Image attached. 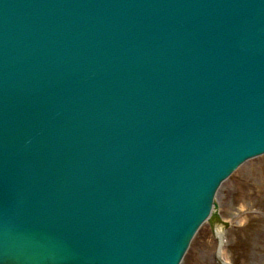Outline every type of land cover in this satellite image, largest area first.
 <instances>
[{
	"label": "water",
	"instance_id": "1",
	"mask_svg": "<svg viewBox=\"0 0 264 264\" xmlns=\"http://www.w3.org/2000/svg\"><path fill=\"white\" fill-rule=\"evenodd\" d=\"M262 151L264 0H0V264H179Z\"/></svg>",
	"mask_w": 264,
	"mask_h": 264
},
{
	"label": "rangeland",
	"instance_id": "2",
	"mask_svg": "<svg viewBox=\"0 0 264 264\" xmlns=\"http://www.w3.org/2000/svg\"><path fill=\"white\" fill-rule=\"evenodd\" d=\"M219 188L220 210L230 221L225 249L231 264H264V155L243 163ZM218 240L205 223L182 264H218Z\"/></svg>",
	"mask_w": 264,
	"mask_h": 264
},
{
	"label": "bare ground",
	"instance_id": "3",
	"mask_svg": "<svg viewBox=\"0 0 264 264\" xmlns=\"http://www.w3.org/2000/svg\"><path fill=\"white\" fill-rule=\"evenodd\" d=\"M262 154V152L261 153H259V155H261ZM239 167V166H238ZM238 167H237V169H238ZM236 169V170H237ZM233 174V173H232ZM231 174V175H232ZM231 175H229L222 183H221V185L226 181V180H228L229 178H231L230 176ZM220 185V186H221ZM220 188V187H219ZM217 194H218V190H217ZM217 194L215 193V196H214V201H215V204L218 206V208L220 209V206H219V202H218V198H217ZM213 218H211V217H207V219L205 220V222H203L200 226H199V228H198V230L195 232V234H194V236H196V234L198 233V231L200 230V228L205 224V223H208L209 225L211 224V223H213L214 225H212L213 226V235L215 236V238L218 240V247H217V254H216V256L218 257V259H219V261H220V263L221 264H231L228 260V253H227V249H225V245H224V242H223V237H224V233L226 234V235H228L227 234V232L225 231V229H227V228H229V226H230V221H228V220H226V219H221L222 221H216L215 222V220H212ZM227 238H228V236H227ZM192 239H194V237L192 238ZM193 241V240H192ZM192 243V242H191ZM190 247H191V245H189L187 248V252H186V254L188 253V251H189V249H190ZM186 254L184 255V258H183V260H182V262L184 261V259H185V256H186ZM182 262H180L179 264H182Z\"/></svg>",
	"mask_w": 264,
	"mask_h": 264
}]
</instances>
